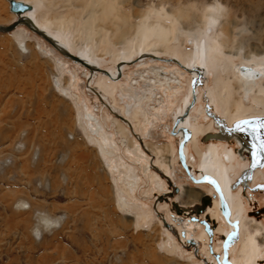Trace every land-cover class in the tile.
Returning <instances> with one entry per match:
<instances>
[{
  "label": "rangeland",
  "instance_id": "rangeland-1",
  "mask_svg": "<svg viewBox=\"0 0 264 264\" xmlns=\"http://www.w3.org/2000/svg\"><path fill=\"white\" fill-rule=\"evenodd\" d=\"M40 5L39 14L52 17L55 24L61 25L65 35L74 42L76 51L92 50L90 58L103 68L113 67L112 59L116 54L134 49L139 44L136 31L144 22L154 27L159 21L160 26H165L170 33V52L186 63L189 62V53L195 52L196 45L205 40L206 24H212L209 41L213 54L226 63L225 70L229 69L220 73L222 82L229 85L228 91L220 90L223 100L227 96L228 105L233 110L228 112V120L264 115L258 102L255 103L257 107L248 112L244 111L247 108L239 106L241 92L233 87L229 65L232 59L239 62L250 57L252 47L264 55V0H42ZM14 18L8 1L0 0V24L11 23ZM21 28L26 34L17 30L19 28L10 33L0 32V264H215V247L224 235L219 232L226 231L221 220L206 211L199 216L193 214L199 220L207 219L208 215L210 224L212 220L215 222L212 253L208 247V234L198 239L204 230L199 221H196L199 223L197 233L187 236L196 242L195 246L180 237L175 225L170 226L176 222L172 214L177 216L171 206L172 200L182 205H196L200 204L198 197L206 194L204 185L199 186L184 173L179 156L175 154L179 148L178 139L169 142L167 138L173 116L181 109V100L174 103L169 116L164 119L151 111L155 103L146 101L144 114L138 113L140 116L136 117L132 112L129 114L133 127L122 125V117L111 113L103 106L100 96L88 89L82 68H76L55 50L46 54L36 48L39 41L43 49L49 50L46 42L24 26ZM57 60L63 61L62 67ZM143 68L147 66L140 69L127 66L121 88H126L125 83L138 80V74L133 72ZM68 71L77 76L79 96L93 109L105 133L113 134L117 147L112 151L114 156L131 164L139 175L134 198L135 203L146 205L145 210L138 206L129 210L119 207L118 198L125 194L121 184L117 185L114 173L109 172L104 164L98 146L86 138L87 124L83 123L79 112L81 104H77L75 98L61 94L56 87L59 84L62 89H70ZM187 78L182 79L185 88ZM209 81L207 88L214 86L215 77ZM121 88L119 94L124 95ZM207 88L203 86L196 90L204 100L197 105L196 111L207 105L202 95ZM135 89L141 93L147 86L140 84ZM156 93L155 100L162 101L164 91L157 90ZM115 104L126 109L132 106L119 96H116ZM155 113L158 118H154ZM147 117L152 118V122L145 132L143 119ZM117 121L122 130H119ZM203 139L200 137L198 145L201 155L206 153ZM125 140L127 144L133 143L130 145L133 149L135 143L141 144L157 165H171L175 174L174 183L169 186L173 190L172 197L159 200L169 205L167 209L160 210L154 205L161 193L152 190L151 176L142 173L139 165L129 159L122 145ZM218 145L220 152L226 149L236 153L234 144ZM236 154L234 160L242 166L236 172L240 176L248 166L249 153L244 161ZM199 162L200 158H197L192 168L196 173H201ZM231 165H227L230 176ZM263 165L260 169L264 170ZM153 172L160 175L154 170L151 175ZM254 185L250 181L244 191L247 196L252 194L260 200L256 209L246 205L247 196L244 192L242 194L245 230L258 228L257 239L264 248V183ZM175 187L179 188L178 192ZM186 190L193 192L196 198L188 195ZM16 204L22 208L27 204L28 207L16 211ZM208 206L212 207V200L206 208ZM257 210L262 212L253 216L249 213ZM42 213L65 215L67 219L59 229L50 235L45 234L37 242L32 236V228L39 225L42 219L39 214ZM142 216L146 219L142 220ZM165 224L170 226L168 230ZM241 239L240 236L231 242V256L235 258ZM260 260L259 263L263 264L264 258Z\"/></svg>",
  "mask_w": 264,
  "mask_h": 264
},
{
  "label": "bare ground",
  "instance_id": "bare-ground-1",
  "mask_svg": "<svg viewBox=\"0 0 264 264\" xmlns=\"http://www.w3.org/2000/svg\"><path fill=\"white\" fill-rule=\"evenodd\" d=\"M22 1L30 4L32 9L19 15L21 18L32 22L37 28L47 33L62 50L66 49L71 54L78 56L81 60L92 66V69L82 66L80 63L73 61L66 55H62L25 25H18L14 30L19 28L17 30H22L25 33L26 30L21 28L24 26L33 34H35L40 40L46 42L49 46V50L47 51L43 49L41 43L37 41L38 43L35 44L36 48L41 49V51L45 52L46 54H49L51 53L50 51L55 50L61 54L62 57L68 59L76 68H82L88 89H90L91 92L94 91V93L100 96V101L102 102L103 106H106V108L111 113L120 118L122 117V125L125 124L129 128H132L133 124L129 121V114L132 112L134 117L140 116L139 114L144 112L143 105L144 107L147 105L146 101L155 103L151 107V111L159 113L160 118L164 119L169 116L168 112H171L174 103L177 100H181V109L173 116L171 128L173 131H169V137L167 138L169 142H172V140L177 138L178 143L182 144L185 164L191 175L188 174L184 168L183 169L185 171L184 173L190 177V180L196 184L198 183L199 186L204 185L206 190V194L204 195L212 196L213 193L216 194V196L212 197L211 199L212 207L208 206L204 210L210 213L213 218L221 220L223 225L226 227V231L224 230L223 233L219 232L221 236L223 234L224 235L222 236L223 238L218 242V245L215 247V253L219 255L221 264H226L224 243L228 235L231 233L233 236L231 237V241L227 247L226 259L231 264H260V258H264V248H261L262 245L257 239V235L260 233V230L258 228L252 229L250 231L245 230L246 224L244 220L246 216L244 215L245 207L242 194L243 192L244 195L246 194L244 189L242 191V187H248L249 180L255 184L264 183V170L260 169L262 166L255 168L252 171V177L250 179H241L239 184L233 186L232 189L230 188V185L234 183L236 181V177H238V174L236 173L237 170L242 167L240 166V163L235 162V154L237 153L236 155L242 157L241 160L244 161L246 160L245 156H248L247 152L250 151L248 145H246V143H248L247 139L243 134H241V122L249 118H258V116L248 115L235 120H228V112L233 110H231L230 106L228 105L227 96H225L223 100V95L220 90L222 89L224 92L228 91L229 85H227L225 82H222L220 73L227 72L229 69L225 70L226 63L222 60V58L218 59L213 54L212 43L209 41L212 24H206L203 33L205 40L196 45L195 52L189 53V62L186 63L178 56L173 55L170 52V43L168 38L170 33L165 26H160L159 21H156L157 25L159 24V26L155 25L154 27L149 23L144 22L138 27L136 31L139 44L136 45L134 49H129L128 51H123L116 54L112 59L114 65L113 67L103 68L100 63L90 58L92 50L87 51L78 49L76 51L74 49V42L65 35L64 31H62L63 27L57 23L55 24L52 17L40 15V8L42 6L40 4H42V0ZM12 14L15 16L14 20L19 17L13 12ZM148 18L149 17H147V19ZM151 23H153V21H151ZM189 35L191 36V34ZM251 52H253V54L250 57H245L239 62H234L232 59L229 63L231 67V75L234 79L232 83L233 87L235 89H239L241 92V101L238 104L241 108H247L244 111H250V109L252 110L256 108V102L260 103V107L264 109V55L263 52L257 53V49L254 47L251 48ZM234 55L236 56V54ZM226 61L228 62L227 59ZM57 63H59V66L61 67L64 64L61 60H57ZM169 63H172L173 65ZM210 64L216 66V68H211ZM129 65H132L138 69H140L142 66H147L148 69L143 68L141 71H134L133 74H138L139 79L134 80L133 83L130 82V84L125 83L126 88H121L120 85L124 84L122 83L124 70ZM69 71L67 73L69 74V80H71L69 81L70 89H62L59 84H57L56 87L61 92V94L72 97L73 99L75 98V102L77 104H81V110L79 111L80 118L82 119L83 123L87 124L88 126L87 127L85 125L86 138L89 142H93L98 146L97 149L101 157L104 159V164H106L109 172L114 173L113 175L116 176L117 185L121 184L122 192L125 194L124 196L121 195L118 198L119 207L129 210L131 207L138 206L140 210H145L144 208H146V205L142 202L138 204L135 203L134 198V192L138 190V180L140 179L139 175L136 173L135 168L131 164H129L127 161L121 160L118 156H114L112 151H116L117 147L113 138V134L109 132L105 133L103 126L98 123L93 109L90 108L84 98L79 96L78 86L80 82L77 76ZM64 72L66 71H63V73ZM231 75L229 77H231ZM184 77H188L186 88L183 85L182 80ZM211 77H215L214 86L207 88L208 83L210 82L209 78ZM140 84L147 86V89L142 90L141 93L135 89L136 85L139 86ZM203 86H206L208 90L204 91L202 94L204 95L207 105L206 107L200 106L199 110L196 111L197 105H201L199 103L203 100H201V96L199 97L196 90L199 87L203 88ZM120 88L124 95L119 94ZM157 90L164 91L165 97L160 102L155 100ZM233 95H236V93H233ZM116 96H119V98L122 97V99L124 98L125 101H128V105L130 104L132 106L128 107L127 109L124 108V106H116ZM159 98H161V95ZM106 102L108 103L106 104ZM218 108L221 110L222 114L219 112ZM195 111V116L191 117V113ZM153 116L154 118H158L157 114ZM263 117L264 115L261 116V118ZM150 119L152 118L147 117L143 119L145 132H147L149 126L151 125L150 123L152 121ZM114 121H116L115 118ZM117 123L119 130H122L121 123L118 121ZM223 124L227 127V129H225ZM238 125H240V128L237 127ZM200 137H203V142H206V153H203V155H201V150L198 146ZM121 143H123V141ZM131 144L133 143L127 144V141L125 144H122L123 148H126L125 152L127 153L129 159L139 165L142 173H144L146 176L148 174L151 176L150 178H152V183L154 185L152 190L157 192V194L158 192L161 193L156 197L154 205H156V208L159 207L160 210L167 209L169 205L167 203H162L161 201L159 202V200L165 197H167L169 200V194H173L172 188L169 187L174 183L175 176L174 171L171 169V165L169 163L168 166L164 164H161L160 166L157 165L156 162L151 159L147 153H145V149L142 148L141 144L135 143L136 146L134 149L130 147ZM218 144H226L227 146L234 144L236 145V153L233 150L227 151L226 149L223 150V152H220L218 149ZM175 154L176 156H179V159L181 160L179 148L178 150H175ZM150 155L152 156V154ZM197 158H200L198 168L201 173H196L194 170H192L194 165L197 163ZM177 161H179L178 157ZM228 164H232V169L230 171L231 176L227 169ZM249 166L250 158L248 160V167L245 170H247ZM152 170L160 172V175H156L154 172L151 175ZM234 175H236V177L232 179ZM206 180L218 182L223 192V199L215 190V187ZM178 191L179 188L176 192ZM185 192L188 193V195L196 198L195 194L190 190H186ZM202 196L203 195H200L198 199H200ZM245 202L246 205L252 208V210L256 209L260 205V200L252 194L247 196V200ZM179 206L184 208H192L194 205L179 204ZM223 208H225L227 211L228 218L224 216ZM193 211L195 213V210ZM184 213L185 212H182L181 214L183 218V224H179L176 221L177 223H172L170 226H176V228L179 229L180 237H182L183 240H187V236L189 234L197 233L199 223L190 220L189 214ZM197 215L199 216V214ZM251 215L253 216V214ZM186 216H188L189 219H187ZM145 217L146 216H142V220ZM166 226L168 230L169 225L166 224ZM181 230L185 231L184 236H182ZM206 234L207 233L204 230H201L198 235V239H202L201 237L203 235L207 237ZM240 236L242 239L240 240L236 250L238 256L235 258L234 256H231V242ZM188 243L194 246L196 244L194 240H190ZM165 244H168V242ZM204 252L206 251L204 250ZM206 254H208V252ZM214 263L218 264L217 261Z\"/></svg>",
  "mask_w": 264,
  "mask_h": 264
},
{
  "label": "water",
  "instance_id": "water-1",
  "mask_svg": "<svg viewBox=\"0 0 264 264\" xmlns=\"http://www.w3.org/2000/svg\"><path fill=\"white\" fill-rule=\"evenodd\" d=\"M7 1L9 3V10L18 16L25 13L26 11H29L32 9V6L30 4L25 3L23 1H20V0H7ZM21 24L25 25L31 31H33L38 36H40L42 39H44L48 44H50L55 50H57L62 55H66L70 59H72L73 61L80 63L82 66L92 69V66H90L89 64H87L86 62L81 60L78 56L71 54L66 49L62 50L47 33H45L43 30L37 28L32 22H29L28 20L21 18L20 16L16 20L12 21L11 23H8L7 25L0 24V32L9 33L11 31H13L18 25H21ZM245 121H248V124H241L242 125L241 128L244 129L241 132V134H243L248 141V143H246V145H248L249 150H250L248 152L249 158H250V166L247 170L242 171L240 176H238V179L230 185L231 189L236 184H239V181L241 179H250L252 177V171L257 167H261L264 164V147L260 146L261 142L264 141V127H259L258 132L255 134L251 131V127L264 125V117L263 118H249ZM224 127H225V129H227V127L225 125H224ZM178 147H179V155L181 158V160H180L181 164H182L183 168L186 170V172L188 174H190V172H189V170L185 164V157H184V153L182 150L183 149L182 144H179ZM206 181L215 187V190L218 192L220 197L223 199V192H222V189L219 186L218 182H213L212 180H206ZM174 189H175V191L178 190V188H176V187ZM169 195L172 197L171 194H169ZM215 196H216L215 193H213L212 196L203 195L200 198V204H196L192 208H184V207L179 206L177 201H171L172 209L177 214V216L172 214V218L174 220H176L179 224H183V218L181 217V214H182V212H185L184 214H189L190 220L199 221L204 226V230L209 236L208 247H209L210 253L213 252L212 251V234H213V228H215V226H216L215 222H214V220H212V225H211L209 220H208V217H209L208 215L206 216L207 219H200L199 220L197 218V216L193 215V213H194L193 210H195V214L201 213L202 211L205 210L207 204L210 203L212 197H215ZM260 212H262V210H257L255 212H249V213H251L253 215H257ZM223 214L226 218H228V214H227V211L225 210V208H223ZM163 222H165L164 219H163ZM235 226H237V225H235ZM184 233H185V231L181 230L182 236H184ZM232 236H233V234L231 235V233H230L228 235L225 243H224V255H225L226 264H231L226 259V251H227V247H228L229 242L231 241L230 239ZM187 242H190V240L187 239ZM214 256H215V259L217 260L218 264H221V262L219 260V255L214 254Z\"/></svg>",
  "mask_w": 264,
  "mask_h": 264
},
{
  "label": "clouds",
  "instance_id": "clouds-1",
  "mask_svg": "<svg viewBox=\"0 0 264 264\" xmlns=\"http://www.w3.org/2000/svg\"><path fill=\"white\" fill-rule=\"evenodd\" d=\"M27 207V204H25L23 208L20 206V204H16L14 205V210L22 211ZM39 215L42 216L39 225H34L32 228V236L37 242L40 241L45 234L50 235L54 230L59 229L62 226L64 220L67 219L65 215L52 216L48 213H42Z\"/></svg>",
  "mask_w": 264,
  "mask_h": 264
},
{
  "label": "snow or ice",
  "instance_id": "snow-or-ice-1",
  "mask_svg": "<svg viewBox=\"0 0 264 264\" xmlns=\"http://www.w3.org/2000/svg\"><path fill=\"white\" fill-rule=\"evenodd\" d=\"M241 124H248V121H242ZM238 128H240V125L237 126ZM259 127H264V125H259V126H254L251 127V131L255 134L258 132ZM241 131H243V128H240ZM259 138V137H258ZM261 147H264V141L261 142Z\"/></svg>",
  "mask_w": 264,
  "mask_h": 264
},
{
  "label": "flooded vegetation",
  "instance_id": "flooded-vegetation-1",
  "mask_svg": "<svg viewBox=\"0 0 264 264\" xmlns=\"http://www.w3.org/2000/svg\"><path fill=\"white\" fill-rule=\"evenodd\" d=\"M249 182H250V180H249ZM249 182H248V183H249ZM257 184H261V183H256L254 186H256ZM240 186H241V185H240ZM254 186H253V187H254ZM241 187H242V186H241ZM242 188H243V187H242ZM243 189H245V188H243ZM245 200H247V198H245Z\"/></svg>",
  "mask_w": 264,
  "mask_h": 264
},
{
  "label": "crops",
  "instance_id": "crops-1",
  "mask_svg": "<svg viewBox=\"0 0 264 264\" xmlns=\"http://www.w3.org/2000/svg\"><path fill=\"white\" fill-rule=\"evenodd\" d=\"M248 167V166H247Z\"/></svg>",
  "mask_w": 264,
  "mask_h": 264
}]
</instances>
